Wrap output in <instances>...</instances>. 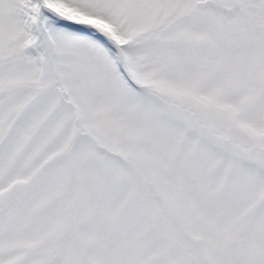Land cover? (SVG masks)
Instances as JSON below:
<instances>
[{"label":"snow or ice","instance_id":"6c2138e0","mask_svg":"<svg viewBox=\"0 0 264 264\" xmlns=\"http://www.w3.org/2000/svg\"><path fill=\"white\" fill-rule=\"evenodd\" d=\"M0 264H264V0H0Z\"/></svg>","mask_w":264,"mask_h":264}]
</instances>
